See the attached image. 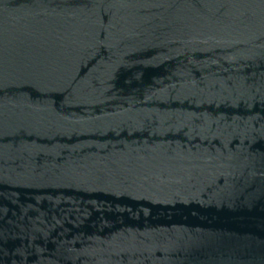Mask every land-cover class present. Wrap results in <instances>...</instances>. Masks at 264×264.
Segmentation results:
<instances>
[{
	"label": "water",
	"instance_id": "water-1",
	"mask_svg": "<svg viewBox=\"0 0 264 264\" xmlns=\"http://www.w3.org/2000/svg\"><path fill=\"white\" fill-rule=\"evenodd\" d=\"M0 264H264V0H0Z\"/></svg>",
	"mask_w": 264,
	"mask_h": 264
}]
</instances>
